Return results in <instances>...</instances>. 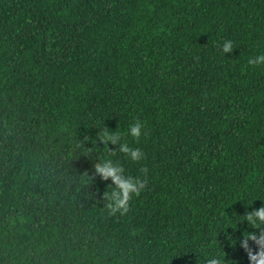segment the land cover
Instances as JSON below:
<instances>
[{"label": "trees", "instance_id": "obj_1", "mask_svg": "<svg viewBox=\"0 0 264 264\" xmlns=\"http://www.w3.org/2000/svg\"><path fill=\"white\" fill-rule=\"evenodd\" d=\"M262 51L264 0H0V264H254Z\"/></svg>", "mask_w": 264, "mask_h": 264}, {"label": "clouds", "instance_id": "obj_2", "mask_svg": "<svg viewBox=\"0 0 264 264\" xmlns=\"http://www.w3.org/2000/svg\"><path fill=\"white\" fill-rule=\"evenodd\" d=\"M233 47V42L231 39H227L222 44L223 52L230 50ZM247 64L250 66L261 65L264 66V51L260 52L255 56H249L247 59ZM128 133L136 138H139L144 134V124L139 119L134 120L129 128ZM107 140L116 142L117 136L110 132L104 133ZM121 151L130 153L133 159H142L143 153L139 148H129L127 144L121 143ZM97 170L105 177H111L112 181L115 183L119 192H114L112 195L115 199V205L113 210L126 209L127 201L132 193H136L143 187V183L139 178L133 179L132 177H124L121 175V169L117 165H113L111 161H106L102 165L97 166ZM254 215L259 217L261 221H264V207L257 210ZM251 218V216H250ZM249 257L254 264H264V248L259 249L256 252H249ZM207 264H218V260L213 258L207 261Z\"/></svg>", "mask_w": 264, "mask_h": 264}]
</instances>
